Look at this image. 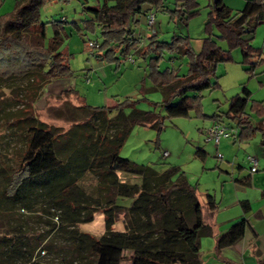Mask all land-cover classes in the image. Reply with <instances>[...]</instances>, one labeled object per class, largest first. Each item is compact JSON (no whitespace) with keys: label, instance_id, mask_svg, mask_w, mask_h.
Returning a JSON list of instances; mask_svg holds the SVG:
<instances>
[{"label":"trees","instance_id":"1","mask_svg":"<svg viewBox=\"0 0 264 264\" xmlns=\"http://www.w3.org/2000/svg\"><path fill=\"white\" fill-rule=\"evenodd\" d=\"M46 1L69 0H22L16 2L13 12L0 16V93L2 88L12 91L11 98L0 100V122L12 120L10 135L19 134L22 139L12 164L0 166V264H120L124 251L131 252L130 264H201L200 238L211 236L212 229L203 221L195 186L175 166L157 171L118 154L133 126H148L159 133V114L136 108L138 100L131 98L112 107H93L80 99L78 109L85 120L64 130L48 126L33 113L32 104L47 84L72 75L68 55L60 50L65 35L62 20L50 22L52 35L44 44L46 22L40 21L39 9ZM165 1L101 0L83 10L90 14L86 22L96 25L102 38L95 48L100 52L96 57L110 58L115 53L125 57L131 51L149 57V90L160 93L159 105L166 117H187L198 108L201 91L217 85L212 81L216 65L230 61L233 49L240 50L243 61L257 52L242 36L253 33L263 19L264 0H245L235 13L223 0H210L207 25L214 23L219 33L201 38L197 52L191 49L188 36L178 34L166 42L157 40L154 33L140 46L134 35L136 16L146 18L152 10L167 9ZM173 1L176 6L170 10L171 17L177 16L184 24L198 12L196 0ZM142 4L149 7L143 11ZM216 39L225 40L227 48H220ZM163 48L187 56L185 74L157 68ZM151 52L156 54L151 56ZM241 92L228 99L225 112L236 126L234 142L250 137L255 130L244 111L250 92L245 86ZM64 93L79 98L71 87ZM18 103L21 107L6 110V105ZM126 108L130 110L127 114ZM213 118L221 124L219 116ZM196 153L201 158L205 155L202 149ZM87 175L94 179L89 191L82 184ZM121 175L139 181L122 180ZM205 199L207 210L214 212L213 196L206 194ZM239 205L242 215L217 235L216 253L239 242L247 229L255 235L244 217L249 202L242 200ZM15 211H39L47 215L50 228L44 233L22 223L10 226L6 220ZM97 212L103 216L101 235L78 229ZM117 220L122 230L112 229ZM42 253L51 257H42ZM257 264H264V257Z\"/></svg>","mask_w":264,"mask_h":264},{"label":"rangeland","instance_id":"2","mask_svg":"<svg viewBox=\"0 0 264 264\" xmlns=\"http://www.w3.org/2000/svg\"><path fill=\"white\" fill-rule=\"evenodd\" d=\"M20 1L22 0H0V16L13 12L16 2ZM196 1L198 12L192 15L186 24L175 15L171 17L170 10L176 6L173 0L165 1L167 9L152 10L155 12L153 31L157 40L168 42L174 34L188 36L191 49L197 52L201 38L210 33L218 35L219 32L214 23L207 25L211 1ZM99 2L101 0L46 1L40 7L39 19L46 22L45 45L52 35L50 22L63 21L65 35L60 50L68 55L72 75L47 84L32 104L33 113L38 120L48 126L66 130L73 122L85 120L84 114L78 109L81 104L80 99L93 107H112L124 98L138 100L136 108L154 111L162 117V128L157 133L148 126H133L118 151L119 156L137 164L151 166L157 171H163L169 166L177 167L184 173L188 182L195 186L196 196L205 218L206 194L214 198L218 220L236 217V210L241 215L237 197H243L241 195L244 194L250 198L256 197L253 189L247 190L248 186L238 187L240 185L238 179L250 172L247 156L257 159V173L264 179V145H261L264 140V5L263 19L256 25L253 33H245L242 36L257 49L254 56L243 61L240 50L233 49L230 61L216 65L212 81H216L217 85L201 91L198 108L190 110L187 117L168 118L159 105L160 93L149 90L151 87V81L147 77L149 57L142 58L131 51L125 57L115 53L110 58H97L96 55L100 52L86 47L85 44L88 41L100 44L102 38L99 28L96 25L91 27L86 22L90 19V14L84 11L83 7L96 6ZM223 2L235 13L243 8L245 0H223ZM148 7V4H142L143 11ZM136 18L138 22L134 25V35L142 46L152 33L146 27L144 14ZM216 41L220 48H227L225 40L216 39ZM155 54L151 52V56ZM159 54L160 57L157 60L159 70L168 68L179 74L187 72L186 55L170 52L165 48ZM128 56L132 57V63L127 61ZM242 86L250 92L244 111L255 128L254 133L240 142H234L232 135L221 138L216 145L206 141V130L215 123L213 116H219V122L228 128L236 127L235 123L226 117L225 112L228 99L236 94H242ZM69 87L79 98L74 93H64ZM2 90L0 100L11 98L12 91L5 88ZM15 104H12V107L6 105V110L13 111L21 107V103L17 106ZM129 111L128 108L124 110L126 114ZM109 115L112 117L114 111ZM11 121L6 118L0 122V166L4 167L12 164L16 148L22 141L19 134L10 135V130L13 129ZM197 149L204 151L203 158L197 155ZM127 176L121 175V179L131 182L139 181L138 178ZM1 178L0 173V182ZM82 181L87 191L94 185V179L90 175ZM125 202L127 203L128 200ZM45 220H48L47 215L39 211L32 214L15 211L6 221L10 226L22 223L29 230L45 233L50 228ZM78 229L94 236L101 235L104 231L103 216L99 212L95 213L91 221L80 224ZM112 229L122 230L121 221L117 220ZM200 240L202 241L201 264H224L217 259L216 253L212 250L213 244L210 243L212 237L203 236ZM130 255V251H124V259L120 264H130L128 259ZM41 256L51 257L46 254ZM254 257L256 259V256Z\"/></svg>","mask_w":264,"mask_h":264},{"label":"crops","instance_id":"3","mask_svg":"<svg viewBox=\"0 0 264 264\" xmlns=\"http://www.w3.org/2000/svg\"><path fill=\"white\" fill-rule=\"evenodd\" d=\"M257 172L258 171H250L249 174L243 175L240 179H238V182L240 183L238 187L248 186L247 190L250 191L253 189L256 193V197L250 198L248 195L244 194L241 195L243 197H237L236 199L238 205L242 200L249 202L250 209L247 213H245L244 217L248 220L250 227L255 232V235L250 229H248L239 242L233 246L225 247L221 249L220 252L216 253L214 250V242L217 235L224 232L228 228L229 224L233 220L240 217L242 213L239 215V211L236 210V217L222 220H218V214L216 211L210 212L207 208L205 210L206 218L202 214L204 223L209 225L212 229V240L210 241V243L213 244L212 250L216 253L217 259H220L219 261H223L224 264H256L259 259L264 257V198L262 197V192L264 191V179ZM261 237H263V239L260 240ZM199 243L201 246L202 241L200 240ZM253 255L256 256V259Z\"/></svg>","mask_w":264,"mask_h":264},{"label":"built area","instance_id":"4","mask_svg":"<svg viewBox=\"0 0 264 264\" xmlns=\"http://www.w3.org/2000/svg\"><path fill=\"white\" fill-rule=\"evenodd\" d=\"M154 21H155V13L150 11L146 14V27L147 29H149L152 33V35L155 33L153 31V25H154ZM98 47V43L97 42H88L87 43V48L88 49H95ZM127 61L128 62H133V59L131 56L127 57ZM233 133H235V130L232 128H228L224 125L221 124H217V123H213L207 130L205 133V140L206 141H211L213 142L215 145L219 142V140L221 138H227L229 137V135L231 136ZM246 160L248 162V164L250 165V171L255 172L257 171V161L255 158L253 157H246Z\"/></svg>","mask_w":264,"mask_h":264}]
</instances>
